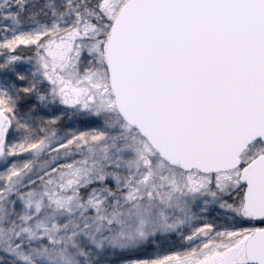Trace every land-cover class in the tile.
Masks as SVG:
<instances>
[{"label": "snow or ice", "instance_id": "1", "mask_svg": "<svg viewBox=\"0 0 264 264\" xmlns=\"http://www.w3.org/2000/svg\"><path fill=\"white\" fill-rule=\"evenodd\" d=\"M0 264H264V0H0Z\"/></svg>", "mask_w": 264, "mask_h": 264}]
</instances>
